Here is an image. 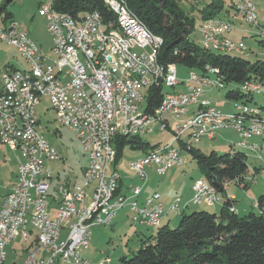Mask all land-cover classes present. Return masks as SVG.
<instances>
[{
    "label": "built area",
    "instance_id": "built-area-1",
    "mask_svg": "<svg viewBox=\"0 0 264 264\" xmlns=\"http://www.w3.org/2000/svg\"><path fill=\"white\" fill-rule=\"evenodd\" d=\"M37 1L52 35L49 54H41L40 46L22 24H15V20L6 18L5 14L0 15V41L22 49L26 53L27 66H32V76H25L29 89H22V84L12 82L7 69L5 77H0V115L5 123V135H0V145L20 155L15 182L0 208V245L8 247L17 236H25L22 251L35 249V258L28 264H103L108 260L92 261L79 250L89 248L91 227L112 225L116 217L113 215L114 204L129 207L133 221L140 224L155 223V215L162 214L164 203H159V192H155V198L140 199L151 169L162 176L170 170L171 161H185L180 144L190 148L205 136L214 138L222 129H235L238 137L239 131H248V138L237 141L244 143V139H250L254 133L264 134V121H261V127H254V121L243 117L220 120L208 116V109L213 107L197 108L192 116H188L190 107L194 106L191 98L209 99L205 88H211V84L204 83V77H193L194 69H190L188 84L198 82V89L193 92L167 91L168 102L149 112L147 84L163 85L164 88L179 85L177 65L164 64L158 58L163 38L157 39L156 47H149L145 33L136 34V26L144 24H129L114 0H109V7L115 12L120 26H127V34L98 23L96 11L80 12L79 20H71V14L55 9L53 0ZM242 1L248 5V13H240L241 16L256 24L254 12L249 11V2L254 1ZM3 5L0 0V8ZM234 29L229 20L216 24L214 17L201 21L198 27L202 40L212 42L213 46L247 51L244 40L228 36ZM255 32L264 33V30L257 26ZM110 37H117V45H110ZM123 53H130L131 64L122 62ZM107 54H117L115 66L103 62V55ZM48 61L60 62L62 76L48 71ZM35 67L43 69L42 85H35ZM205 74L217 75L216 83L224 87L218 68L207 66ZM20 75H24L23 70ZM137 77H144V84H137ZM6 85H14V93H6ZM253 86L262 90L260 82ZM39 91H46L58 125L75 131L88 153V164L82 178L75 182V188H68L67 182L53 181L47 162L58 160L60 156L42 131L37 114ZM247 106L256 108L252 103ZM111 110H118V120H111ZM186 122L197 123V130L186 134V142L178 144L177 150H167L164 157L155 156V160H131L129 167L139 182L132 185L129 192L118 191L122 175L116 167L110 170L116 161L117 150L111 149L106 161H99L101 136L108 135L112 126H121L120 135L132 137L135 133L154 131L155 124L161 130L169 129L173 135H179ZM254 149L257 153L261 147ZM52 192L60 193V201H53ZM193 194L194 203L215 205L224 201L222 194L209 182ZM180 198H175L176 206H179ZM32 225H40L39 240L30 238ZM64 229L67 235L62 238Z\"/></svg>",
    "mask_w": 264,
    "mask_h": 264
},
{
    "label": "trees",
    "instance_id": "trees-1",
    "mask_svg": "<svg viewBox=\"0 0 264 264\" xmlns=\"http://www.w3.org/2000/svg\"><path fill=\"white\" fill-rule=\"evenodd\" d=\"M10 1L12 0H7V3ZM236 1L231 2L234 8ZM184 2L187 3L186 0H127L133 15L150 31L163 38L158 54L161 62L182 64L202 74L207 73V66L218 68L219 76L225 84L238 86L226 93L227 99L252 103L253 92L242 91L239 87L242 85L244 90L256 91L250 84L264 83V60L251 62L237 53L208 50L191 36L197 22L195 9L198 7L201 12V22L211 17H219L218 13L224 10L226 1L197 0L189 8L184 6ZM53 4L59 11L70 13L74 17H79L80 12L96 11L109 29L123 34L117 16L110 9L107 0H53ZM6 5L0 8V15L5 14L10 19L13 15L7 12ZM261 43L264 44L263 40ZM164 96L163 85L148 87L147 110L154 112L158 109ZM255 107L264 109L261 106ZM245 115L249 119L263 116L262 111L261 115ZM183 142L186 141L181 139L180 143ZM113 144L117 150L115 162L122 158L127 144L145 152L161 145H151L139 135L125 137L120 133L115 134ZM180 146L191 153L202 177L224 196L220 212L212 213L206 209L192 212L182 210L177 227L171 228L169 223L159 226L155 234L142 240L132 257H122L121 263L264 264V193L258 198V205L256 204L262 209V213L251 212L247 215H240L234 198L226 196L227 186L231 182L248 187L245 181L249 171L247 154L235 149L226 153L216 150L206 153L194 145L190 148L184 144ZM121 190L120 184L118 191Z\"/></svg>",
    "mask_w": 264,
    "mask_h": 264
},
{
    "label": "rangeland",
    "instance_id": "rangeland-1",
    "mask_svg": "<svg viewBox=\"0 0 264 264\" xmlns=\"http://www.w3.org/2000/svg\"><path fill=\"white\" fill-rule=\"evenodd\" d=\"M186 1L188 4L184 2V6H186L187 8H189L193 2H197V0ZM225 1L226 6L224 10L218 13L219 17L214 18L220 20L221 23H224V18H230L236 23L237 27L242 29L247 28V33L241 32L242 39L245 41L247 46V51L245 52V54L237 55H243L244 58L251 62H255L259 59L264 60V44L261 43L262 38L259 34H257L258 32L255 33V31H257V27L250 24L246 20V18H243L236 7L234 8L233 6H231L232 0ZM6 2L7 0H3V4H7V12L12 13L13 15L10 19L15 20L19 24H22L29 32L30 37L42 48V51L45 54H49L52 47V35L48 31L46 17L42 12L41 8L39 7L38 1L12 0L9 3ZM254 4L255 9L257 8L256 13L258 15V19L259 21H261V23H263L264 0H261L260 2L255 1ZM195 15H197V22L195 30L193 31L191 36L196 39L199 44L203 45L201 34L198 31L201 15V12L199 11L198 7L195 9ZM229 23L232 24L233 28H235L233 22L229 21ZM250 28H252L255 35H253L251 31L248 30ZM9 65H13L16 68L22 70L27 69L29 67L27 66L25 56H23L15 46H13L9 42L0 41V76ZM177 68L181 83L174 87L166 86L164 88L165 92L184 91V85L188 84L190 68L182 64H177ZM210 75L213 79L217 78V75L215 74ZM188 85L186 86L185 90L187 89ZM261 85L262 90L260 88L256 91L244 90L242 88V85L239 88L245 92H253L251 100L252 104L257 107L261 106L264 108V83ZM237 87L238 86L236 84L231 83L225 84L224 87L215 86L212 88H207L206 91L208 96L214 101L216 105L214 103L213 104L218 109H220L221 111H232L233 109H235V112L236 107L234 102L236 101L227 99L226 93L229 90L235 89ZM38 104L40 105L37 108V114L40 119L42 131L48 141L57 149L58 154L60 156V159L58 160H49L47 162L48 166L51 168L53 173V181L61 183L68 181L69 184H71V186L74 188L75 182L78 180V178H82V168L88 162V153L86 152L80 139L77 137L75 131L58 125L55 120L56 113L51 107L50 100L46 96H43L41 98V101L38 102ZM238 104L247 103L238 102L237 105ZM234 112L232 111L223 113L230 114ZM262 114L264 116V109H262ZM167 116L172 119L170 115L167 114ZM263 116L258 117V119L264 121ZM227 130L230 129L222 130V136L226 135L227 137H231V139L233 140H237V132L235 130H231V132ZM240 135L241 131H239V138H241ZM174 136L175 135H173L170 130H161L159 128V125L155 124L154 131L141 134L140 137L148 141L151 145H165L172 142L174 146L178 147L180 141H174ZM186 136L187 135L184 134L182 136V139L186 140ZM254 136L255 137H252L248 141L253 142V140L257 138L256 142H258L259 146L261 147V149L257 153L255 152V150L253 151L238 144H234V146L232 147L231 144L228 143L226 139H222L220 135H217L215 137V140H211V142H208V138L207 136H205L201 139L200 142H194L193 144L194 147L200 148L206 153H210L212 150H216L219 153H226L235 149L237 151H242L247 154L249 171L247 173L245 181L247 182L248 187L245 188L243 185L237 184L235 182H231L229 184V192L234 191L238 193L239 202L237 204L239 213L241 215H247L251 212L262 213V209L256 205V202L258 198L264 193V134L260 133L255 134ZM2 149L4 152H6L7 156L0 155V202L5 196L8 187H10V185L12 183L14 184L15 182L14 170L16 169V164L18 162V154L16 152L9 151L5 145L2 146ZM142 152L143 151L141 149H134L130 146V144H127L126 147L123 149V156L119 160L118 166L120 167V170L124 171L125 173H127L128 170V174L132 173L135 177L134 172L129 167V162L133 159L136 160L137 158H139L137 157V155H141ZM182 154L186 157L183 165L168 170L162 176L154 175V177L150 178L154 181H151V184L155 185L156 187H160L161 192H164L163 190H165L166 192L169 191V196L172 198L171 202L168 204L170 205L169 209H167L165 208V202L162 200L161 194L159 197V200L164 203L165 212L169 210L167 214H165L167 215L166 217L170 218L169 225L171 228H175L178 226L179 221L181 219L180 209H182L184 205V203H182V199L180 198V208H173L172 205L176 201L175 198L179 195L182 196V193L186 190H189L192 184L193 186L195 184H199L204 179L198 169L197 162L193 159L191 153L184 148L182 150ZM153 185L150 186L153 187ZM154 189L155 187H153V190ZM154 193L155 192L150 194V197H152ZM52 195H55L57 198H59L60 194L58 192H52ZM90 196L91 192H89V198ZM192 197H194V194L192 195ZM142 199L143 198H141V200ZM191 201L192 204L196 205L194 206L196 207L195 209L202 207L203 209H209V211L212 213H219L221 210L219 204L222 203L215 205H201L194 203L193 198ZM244 208L246 209V212L243 211ZM128 210L130 211L129 207L119 209L118 214L116 215L114 221L112 222V225L110 226L96 225L91 227L89 248L80 249L79 253L85 255L88 259L92 261L108 260L103 264H122V257H132L135 251L142 243V240L146 239L152 234H155L158 231L159 226H163L165 224L161 221L159 224L153 226H150L148 224L136 223L133 221L132 214L131 212L129 214ZM188 212H192V210H188ZM66 235L67 231L64 229L62 232V238H64ZM22 244V240L19 238L13 241L10 245H8V247H6L7 260L4 264H13L14 262H16V264L22 263L25 257L21 251V246H23Z\"/></svg>",
    "mask_w": 264,
    "mask_h": 264
},
{
    "label": "bare ground",
    "instance_id": "bare-ground-1",
    "mask_svg": "<svg viewBox=\"0 0 264 264\" xmlns=\"http://www.w3.org/2000/svg\"><path fill=\"white\" fill-rule=\"evenodd\" d=\"M117 5H119L123 11V13L127 17V22L129 24H138L140 22L136 16L133 15L131 10L129 9V5L127 4V0H114ZM107 3L109 5V0H107ZM236 8L240 13H248V5H245V2L242 0L236 1ZM56 9V8H55ZM59 13H66L59 11L56 9ZM249 11L254 12V17L256 19V24L254 20L247 19L246 20L254 25L259 26L264 30V24H261L258 15L256 13L255 4L254 2H249ZM70 14V13H68ZM222 19V18H221ZM71 20H79V17H74L71 15ZM97 21L98 23H104L101 19V15L97 12ZM224 21V20H223ZM216 24H222L220 20L215 19ZM15 24H19L15 21ZM224 24V23H223ZM232 27V24L229 23ZM106 26V25H105ZM107 27V26H106ZM123 29V34H127V26H121ZM145 33V39L147 42V45L149 47H156L157 45V39L161 38V36L154 34L152 31H150L145 25L136 26V34H144ZM264 42V33L258 32ZM203 46L208 50L213 51H220V52H231V53H237V54H245L246 51L243 50H235V49H227L222 46H213L212 42H208L206 40H202ZM110 45H117V37H110ZM41 49V54H45ZM160 49V47H159ZM19 52L25 56L26 53L22 52V49H18ZM103 62L107 63L108 66H115L117 63V54H107L103 55ZM122 62L124 64H131V57L130 53H123L122 55ZM7 72L10 73V79L12 82H19V84H22V89H29V82L28 77L25 76H32V66H29L27 69L23 70L24 75H20L19 68H12L10 66H7ZM47 69L50 73H52L55 76H62V68H60V62L59 61H48L47 62ZM34 75H35V85H42L44 80V72L42 67H35L34 68ZM0 77H5V71L2 73ZM193 77H204V83L205 84H211V86H219V83H216V79L212 80L207 75H204L199 72L193 71ZM183 82V81H182ZM181 83V80L179 78V84ZM192 84L187 87V90L184 92H193L195 89H198V82H191ZM137 84H144V77H137ZM250 84V83H249ZM154 84H147V88ZM250 86L254 90H259V87L253 86V84H250ZM6 93H14V85H6ZM43 96H46V91H39L37 94V101H41V98ZM168 102V93L165 92V96L163 98V101L161 104H165ZM201 102L200 97H192L191 98V105L197 104ZM238 103V102H237ZM240 103V102H239ZM209 107H213V109H208V116H214L217 117L220 120H232L235 118L243 117L245 119H249L246 117L245 114H257L260 115L261 111L257 108L249 107L246 104H238L236 107V111L234 113L230 114H224L221 110H219L216 106L213 105V102L211 100H204L201 102L199 109H207ZM111 120H118V110H111ZM250 121H254V127H261V120L259 119H249ZM197 130V123L193 122H186L184 126H182V134L175 135L173 140L179 142L182 139V136L184 134L194 133ZM120 133L121 134V126H112L108 135H102L101 136V143H100V150H99V161H106L107 156L111 152V149H115L113 147V138L115 134ZM141 134L144 133H135L132 134V136H141ZM255 134L260 133H254L253 135H250V139L252 137H255ZM0 135H5V123L3 122V115H0ZM241 138H248V131H241ZM249 139H244V143L242 142V146L251 150H255L254 148H257L259 146L258 142H249ZM178 147L174 146L172 142L160 145L157 148L151 149V152H146L144 156L141 158L136 159L135 161H149V160H155L156 157H164V155H167V150H177ZM185 162V161H184ZM184 162L179 161H171L170 162V169L178 167L180 165H183ZM115 165V164H114ZM116 166V165H115ZM206 182H208L206 179H203L201 183L195 184L193 186L194 191H200V189L206 185ZM75 188V187H74ZM160 197V193H159ZM155 198V193L152 197ZM60 201V200H59ZM193 202H195V194L193 197ZM159 203H163L159 200ZM197 204H200L202 202H196ZM124 204H114L113 207V215H116L119 209L124 208ZM173 208H180V199H179V207L176 206V201L172 205ZM164 204L162 209L161 215H155V223L148 224L150 226L157 225L162 220V217L164 216ZM39 232H40V225H32L31 231H30V238L32 240H39ZM22 240V245H25V236H17L15 240L17 239ZM7 245H0V264H4L7 260V251H6ZM27 251V257L23 264H28V262H33L35 258V249H28Z\"/></svg>",
    "mask_w": 264,
    "mask_h": 264
},
{
    "label": "crops",
    "instance_id": "crops-1",
    "mask_svg": "<svg viewBox=\"0 0 264 264\" xmlns=\"http://www.w3.org/2000/svg\"><path fill=\"white\" fill-rule=\"evenodd\" d=\"M254 2L255 1H257V2H260L261 0H253ZM257 9V8H256ZM229 12H230V10H229ZM230 16V15H229ZM224 19H227V20H229V21H231V22H233L234 23V25H235V29L233 30V31H231L230 33H228V36H230L232 39H235V40H243L242 39V33L241 32H243V33H247L246 31H247V28H245V29H242V28H239V27H237L236 26V23L233 21V20H231L230 18H224ZM260 23H261V21H260ZM261 24H264V22L263 23H261ZM248 30H250L251 31V33L253 34V35H255L254 34V32H253V30H252V28H250V29H248ZM235 31V32H234ZM255 33H257V32H255ZM220 52V51H219ZM229 53H231V52H229ZM193 71H195V72H198L197 70H193ZM199 73H201V72H199ZM205 75H207L209 78H211L212 80H214L212 77H211V75L210 74H205ZM188 85V84H187ZM186 84L184 85V91H186L185 90V88H186V86H187ZM189 86V85H188ZM212 87H215V86H211V88ZM206 89L207 88H205V91H206ZM205 94L207 95V97L209 98V99H203L202 97H200V101L202 102V101H204V100H211L213 103H214V101L208 96V94H207V91L205 92ZM201 102H199V103H197V104H192V105H196V106H191L190 107V111H189V113H188V116L190 115V116H192L193 115V113L196 111V109L198 108L199 109V107H200V104H201ZM234 103H236V102H234ZM215 104V103H214ZM213 104V105H214ZM216 105V104H215ZM214 105V106H215ZM220 110V109H219ZM234 110L235 109H233L232 111L234 112ZM223 111V110H222ZM231 110L230 111H223V112H232ZM226 129H230V130H227V131H230L231 132V130H235V129H232V128H226ZM223 130V129H222ZM222 130H220L219 132H218V134H216V136L217 135H220L221 137H222V139H226V141H228V143H230L231 144V146L233 147L234 146V144H238V145H240V146H242V143L240 142H237L238 140H239V137L237 138V140H233V139H231V137H227L226 135L225 136H222ZM236 131V130H235ZM224 132V131H223ZM237 132V131H236ZM230 134V133H229ZM237 134H238V132H237ZM215 136V137H216ZM215 137L214 138H208V142H211V140H215ZM257 139V138H256ZM256 139H254L253 141H255L256 142ZM184 141H186V140H184ZM243 147V146H242ZM143 152L141 153V155H137V157H139V158H141V156H144V154H146V152L144 151V150H142ZM18 154V153H17ZM0 155H6V152H4L3 151V149H2V146H0ZM7 156V155H6ZM138 159V158H137ZM19 162H20V155L18 154V162H17V164H16V169L14 170L15 171V177H14V180H15V178H16V173H17V167H18V164H19ZM87 164H88V162H87ZM87 164L82 168V173H81V177L83 176V173H84V170H85V167L87 166ZM116 166H115V165ZM114 164H111V166H110V170L111 169H113V167H116V169L121 173V175H122V179H121V182H120V184H121V186H122V191L123 192H129V190H130V187L132 186V185H134V184H137L138 183V179L136 178V176L134 177L133 176V174L131 173V174H128V170H127V173H125L124 171H121L120 170V167L118 166L119 165V161L118 162H115ZM154 175H157L156 174V172H155V170L154 169H151L150 170V178H152V177H154ZM157 176H159V175H157ZM149 178V182L147 183V185L145 186V188H144V190H143V192H142V194H141V196H140V199L141 198H143L142 200H144V198H146L147 196H148V198L151 196L150 194H152L153 192H159L160 194H161V198H162V200L165 202V208H167V209H169V206L170 205H168L170 202H171V197L169 196V191H165V190H163L164 192H161L160 191V187H156L155 185H153V184H151L150 182L151 181H153L152 179H150ZM80 178H78V180H79ZM77 180V181H78ZM76 181V182H77ZM14 182V181H13ZM154 182V181H153ZM13 184V183H12ZM12 184L10 185V187H8V189H7V192H6V194H5V196L3 197V199H2V201L0 202V208H1V206H2V203H3V201H4V199H5V197L8 195V193L11 191V186H12ZM74 185V184H73ZM150 185H153V187H155V189L153 190V187L152 186H150ZM67 187L68 188H73L72 186H71V184H69V182L67 181ZM92 189V188H91ZM91 189L89 190V191H91ZM193 184L190 186V188H189V190H186V191H184L183 193H182V196L181 195H179L178 197H181V199H182V203H184V205H183V208L182 209H180L181 211L182 210H186V212H188V210H192V211H194V210H201V208L202 207H200V208H197V209H195L196 207H194V206H196L195 204H192V195H193ZM229 190H230V188H229V186H227V193H226V196H229V197H231V198H234V200L236 201V204H235V207H236V210H237V212L239 213V209H238V202H239V200H238V193H236V192H229ZM59 193V192H58ZM60 194V193H59ZM164 194V195H163ZM225 195V194H224ZM165 196V197H164ZM52 199H53V201H59L60 200V195H59V198H57L55 195H52ZM201 205H203V204H206V205H209V204H207V203H200ZM167 205H168V207H167ZM220 205V208H221V204H219ZM203 209V208H202ZM206 210H209V209H206ZM129 211V210H128ZM169 210H167V212H168ZM243 211L244 212H246V209L244 208L243 209ZM264 211V210H263ZM130 212L131 211H129V214H130ZM167 212H164V216L162 217V220H161V222H163V223H170V218H168V217H166L167 215ZM166 213V214H165ZM117 214H118V212H117ZM116 214V215H117ZM132 214V213H131ZM240 214V213H239ZM241 215V214H240ZM21 251H22V249H21ZM22 253H23V255L25 256L24 257V260L26 259V257H27V252L24 250V251H22ZM23 255H22V257H23ZM24 260L22 261V263L21 264H23V262H24ZM13 264H16V262H14Z\"/></svg>",
    "mask_w": 264,
    "mask_h": 264
}]
</instances>
